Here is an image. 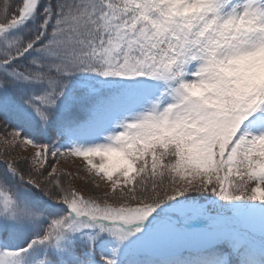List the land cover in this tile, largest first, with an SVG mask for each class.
I'll return each instance as SVG.
<instances>
[{
	"label": "snow or ice",
	"instance_id": "snow-or-ice-1",
	"mask_svg": "<svg viewBox=\"0 0 264 264\" xmlns=\"http://www.w3.org/2000/svg\"><path fill=\"white\" fill-rule=\"evenodd\" d=\"M0 264H264V0H0Z\"/></svg>",
	"mask_w": 264,
	"mask_h": 264
},
{
	"label": "rangeland",
	"instance_id": "rangeland-1",
	"mask_svg": "<svg viewBox=\"0 0 264 264\" xmlns=\"http://www.w3.org/2000/svg\"><path fill=\"white\" fill-rule=\"evenodd\" d=\"M32 151V150H30ZM61 167L65 168L66 171L72 172L73 174L76 173L77 168L79 166V161L73 163L72 161H61ZM82 175H84L83 173H81ZM84 185V181H76V186L77 187H83Z\"/></svg>",
	"mask_w": 264,
	"mask_h": 264
}]
</instances>
